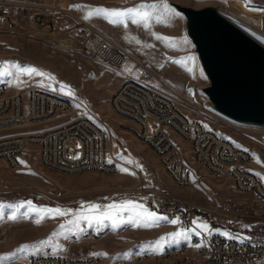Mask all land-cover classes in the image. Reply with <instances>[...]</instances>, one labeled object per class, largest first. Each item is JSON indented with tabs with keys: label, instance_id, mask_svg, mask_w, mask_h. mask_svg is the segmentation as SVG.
<instances>
[{
	"label": "rangeland",
	"instance_id": "obj_1",
	"mask_svg": "<svg viewBox=\"0 0 264 264\" xmlns=\"http://www.w3.org/2000/svg\"><path fill=\"white\" fill-rule=\"evenodd\" d=\"M185 5L195 8L215 5L222 14L264 44V0H188ZM18 29L8 31L0 25V72L7 73L0 75V84L12 90L21 88L30 80L46 83L54 92L72 96L88 109L108 117L111 122V160L116 164L117 171L68 174L28 159L22 160L16 169L0 164V205L14 206L31 201L30 206L0 208V256L16 252L22 245H34L51 238V242L41 245L39 250L29 247L3 261V264H28L31 254L46 252L71 256L106 253L102 256L132 258L137 254H153L167 247L183 245L190 240L191 233L264 240V211H252L256 207L253 196L238 193L229 180L223 179L205 180L191 187L175 185L159 157L133 133V123L118 117L111 109V96L123 81V73L137 76L144 67L142 61L145 59L148 61L146 67L155 74L152 85L172 97L181 109L201 120L208 128L252 151V169L264 182V143L259 139L264 126L236 122L213 108L203 92L210 82L187 35L186 23L184 36L189 47L185 42V55L165 52L157 47L153 37L139 31L135 33L139 41L136 55L128 56L127 63L119 69L40 39L29 38L22 34L24 29ZM119 33L126 39V32ZM60 39L45 38L47 42H58ZM4 62L17 64L20 68L34 67L44 75L24 74L19 68ZM86 114V110L77 105L72 113L58 116L47 125L60 124ZM148 124L151 130L158 128L156 121L148 120ZM32 127L41 126L3 128L0 129V137ZM79 155L80 148L74 147V156ZM149 184H158L174 197L199 206L194 227L184 229L175 216L163 213L159 198L147 187ZM213 197L221 202L246 203L248 211L244 214L210 213L204 208L212 203ZM128 200L168 220L175 219L177 223L160 221L156 226L136 227L125 222L127 213L117 219V226H113L112 220L108 219L97 225L81 218L83 215H99L105 206L119 205ZM90 204L99 205V211L89 213ZM50 209L71 212L68 215H49L47 210ZM13 215L16 219L10 218ZM198 225H207V228L202 230ZM162 237L166 239L161 240ZM158 244L161 246L159 249L156 247ZM142 264H150V261Z\"/></svg>",
	"mask_w": 264,
	"mask_h": 264
},
{
	"label": "built area",
	"instance_id": "obj_2",
	"mask_svg": "<svg viewBox=\"0 0 264 264\" xmlns=\"http://www.w3.org/2000/svg\"><path fill=\"white\" fill-rule=\"evenodd\" d=\"M0 25L12 31V26L25 25L23 35L69 49L80 56L99 61L112 68H122L128 55L116 42L95 29L87 20L60 6L56 0H0ZM60 25L61 39L47 42L45 30ZM137 76H127L111 96V109L118 117L133 123L132 131L151 149L159 151V159L172 182L191 187L212 179L229 180L238 193L256 200L254 212L264 211V182L252 169L253 152L235 144L215 129L181 109L176 101L156 89L155 74L143 65ZM77 97V96H76ZM86 106L81 101V108ZM72 105L54 100V90L48 84L30 80L16 91L0 84V129L15 126L32 127L0 137V164L11 169L28 159L62 173L101 171L113 173L111 160L110 119L90 109L88 121L79 117L56 125H47L54 118L69 115ZM148 120L158 123L151 130ZM264 143V127L260 133ZM74 147L80 155L74 156ZM183 169L192 171V179L183 178ZM159 198V207L175 216L184 229L194 227L195 203L181 200L158 184L147 185ZM204 209L210 213H246V203L221 202L213 197ZM264 213V212H262ZM192 245L175 252L135 255L132 258H110L102 255L71 256L60 252L34 253L28 264H264V240L214 238L204 233L197 241L191 233Z\"/></svg>",
	"mask_w": 264,
	"mask_h": 264
},
{
	"label": "water",
	"instance_id": "obj_3",
	"mask_svg": "<svg viewBox=\"0 0 264 264\" xmlns=\"http://www.w3.org/2000/svg\"><path fill=\"white\" fill-rule=\"evenodd\" d=\"M171 4L186 19L187 35L210 82L203 92L213 108L236 122L264 126V44L215 5Z\"/></svg>",
	"mask_w": 264,
	"mask_h": 264
},
{
	"label": "snow or ice",
	"instance_id": "obj_4",
	"mask_svg": "<svg viewBox=\"0 0 264 264\" xmlns=\"http://www.w3.org/2000/svg\"><path fill=\"white\" fill-rule=\"evenodd\" d=\"M74 8H83L87 9L85 19H91L93 16H97L103 19H106L109 23L112 24H120L124 27H127V24L129 22L137 24L138 26H142L145 29H148L151 27V23L153 20L156 22H160L161 19L165 16L171 17V16H179L180 13H178L171 5L166 3V0H160V3L158 4H145L141 3L139 5H136L132 8H126V9H108L104 7H92V6H84V5H73ZM155 35V34H154ZM156 39L161 41H168L171 43V38H166L162 36H155ZM134 39V38H133ZM186 42V41H185ZM139 43V41H137ZM174 63H177L178 61H173ZM6 65H10L13 68H19L20 71L24 74H37V75H44V73L40 72L38 69L34 67H23L20 68L19 65L13 64L11 62H4ZM7 73L0 72V75H5ZM25 205L30 206L31 201L23 202L22 204L18 205H0V208L3 207H15V208H21ZM84 208V205H81V209ZM100 209L99 205L90 204L88 205V212L89 213H96ZM115 210V215H114ZM49 215H52L53 213L55 215H68L71 210H60V209H50L47 210ZM124 213L128 214V219L125 222L132 223L133 226L136 227H148V226H156L159 224L160 221H167L169 223H177V220L172 219L168 220L167 217L160 216L155 212L148 211L147 209H144L142 205L136 204L134 201L128 200L120 203L119 205L113 203L110 205L105 206V210L100 213L99 215H83L81 218L88 222L89 224L95 223L97 225H102L104 220H112L113 226H117L116 221L120 218ZM2 218V217H0ZM11 219H16V216L13 215L10 217ZM39 222V221H37ZM202 230L207 228V225H198ZM55 235V234H54ZM166 238L162 237L161 240H165ZM51 238L45 241H40L37 244L34 245H22L19 249L16 250V252H13L11 254H6L4 256H0V264H3V261L10 259L11 257L16 256L17 252H24L29 247H35L37 250L40 249L41 245H44L46 243H50ZM157 249H159L161 246L158 244L156 245ZM59 250H62L61 246H58ZM92 255H107L106 253H93ZM128 255V254H124Z\"/></svg>",
	"mask_w": 264,
	"mask_h": 264
},
{
	"label": "crops",
	"instance_id": "obj_5",
	"mask_svg": "<svg viewBox=\"0 0 264 264\" xmlns=\"http://www.w3.org/2000/svg\"><path fill=\"white\" fill-rule=\"evenodd\" d=\"M48 2H54L55 0H46ZM56 2L74 14L84 18L87 12V9L83 8H74L73 5H84L92 7H104L108 9H126L132 8L141 3L145 4H158L160 0H56ZM171 2H178L181 4H188V0H166V3L171 5L178 13H180ZM85 19V18H84ZM87 20L95 29L102 32L105 36L116 42L123 50L127 53L128 56L136 55V45L138 44V36L135 35L136 32L142 31L144 34H147L154 38L158 48H161L167 53L175 55H185V36H184V27L186 19L182 13L179 16H165L161 19L160 22L152 21L151 27L145 29L142 26L129 22L127 27H124L120 24L109 23L106 19L93 16L91 19ZM119 32H126V39L122 38ZM155 34V35H154ZM162 36L166 38H171V43L168 41H161L155 38V36ZM134 38V39H133ZM187 43V42H186ZM187 47L189 44L187 43ZM145 60V59H144ZM142 61L143 65L147 64L148 61ZM123 73L122 79L127 77ZM19 89V88H18ZM18 89H12L11 91H16Z\"/></svg>",
	"mask_w": 264,
	"mask_h": 264
},
{
	"label": "bare ground",
	"instance_id": "obj_6",
	"mask_svg": "<svg viewBox=\"0 0 264 264\" xmlns=\"http://www.w3.org/2000/svg\"><path fill=\"white\" fill-rule=\"evenodd\" d=\"M16 29L18 30L24 29L25 32V25L12 26V30H16ZM60 37H61L60 25H49L46 27L45 38L59 39ZM54 100L58 103L72 105L73 109H75L77 105L81 107V102L75 100L72 96L69 95H63L54 92ZM83 109L86 110L87 114L79 117V121H88V116H90V109H88L86 106H83ZM152 150L159 157V151H157V149H152ZM183 178L192 179V171H190V169H183ZM222 237H223L222 234H214V238H222ZM197 241H204V234H197ZM191 245H192V238L190 237V240L188 242H185L183 245L177 247L164 248V252H175L176 250H182V248H187L188 246ZM139 255H154V253L153 254L143 253Z\"/></svg>",
	"mask_w": 264,
	"mask_h": 264
}]
</instances>
